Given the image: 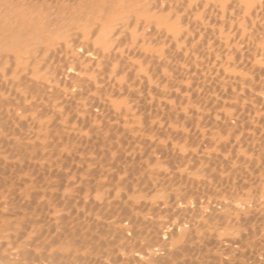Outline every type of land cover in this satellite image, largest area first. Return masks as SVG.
<instances>
[{
    "label": "bare ground",
    "instance_id": "1",
    "mask_svg": "<svg viewBox=\"0 0 264 264\" xmlns=\"http://www.w3.org/2000/svg\"><path fill=\"white\" fill-rule=\"evenodd\" d=\"M227 236L264 244V0H0V264H230Z\"/></svg>",
    "mask_w": 264,
    "mask_h": 264
},
{
    "label": "rangeland",
    "instance_id": "2",
    "mask_svg": "<svg viewBox=\"0 0 264 264\" xmlns=\"http://www.w3.org/2000/svg\"><path fill=\"white\" fill-rule=\"evenodd\" d=\"M212 55H210L209 57H211ZM205 59V58H204ZM212 60V59H211ZM211 60H210V63H211ZM151 92L150 93H153V94H150L151 95V98L153 99L152 103L154 102L153 105L156 104V98H157V94H154V92H158L156 91V87L154 86V89L151 88L150 90ZM154 91V92H153ZM156 96V97H152V96ZM146 100H149L146 98ZM204 200V201H203ZM195 200H192L191 202V205L194 209H196L195 211V214H192L191 216V228L193 230L195 229H202L200 225L201 224V219H200V214H199V208L200 205L203 206L205 205V199H201V202H199L200 200L198 201H195ZM194 202V203H193ZM199 202V203H198ZM195 204V205H194ZM203 204V205H202ZM198 209V210H197ZM198 231V230H197ZM199 234V232L197 233L196 232V236ZM202 234V233H201ZM231 237V236H230ZM229 236L226 237V243L230 246V249L231 251L228 252V254L225 255V257L230 261V264H236L238 261L237 264H264V244H258L259 241L256 240V238L254 239L253 237H247L245 240V242H243L241 239H237V238H233L231 237L230 239ZM196 239L197 242H201L203 241L204 239H201L202 237H198V239L196 237H194ZM250 238V239H249ZM228 239H230L229 241H227ZM253 239V240H252ZM241 241V242H240ZM243 243V244H242ZM253 244V245H252ZM257 244V245H256ZM196 247V246H195ZM254 247V248H253ZM192 248H194V246L191 247V261L189 260H185L184 264H206L204 259H203V256H205V251L203 250L202 247H200V249L197 247L195 248V250L197 251H194ZM251 248V249H250ZM252 250V251H251ZM254 250V251H253ZM256 250V251H255ZM198 251H200V256H199V253ZM204 251V252H203ZM258 251V252H257ZM262 251V252H261ZM203 252V254H202ZM257 252V254L255 253ZM198 253V254H197ZM233 253V254H232ZM235 253V254H234ZM252 253V254H251ZM254 253V254H253ZM194 254V258L197 259L196 261H194L195 259L192 257ZM241 254V255H240ZM251 254V255H250ZM256 254V256H255ZM262 254V255H261ZM196 255V256H195ZM259 255V256H258ZM199 258H198V257ZM253 258H252V257ZM234 258V259H233ZM236 258V259H235ZM238 258V259H237ZM199 259V260H198ZM200 260H202L203 262H201ZM238 260V261H236ZM256 260V261H255ZM200 261V263L198 262ZM248 262V263H246ZM82 264V263H81Z\"/></svg>",
    "mask_w": 264,
    "mask_h": 264
}]
</instances>
